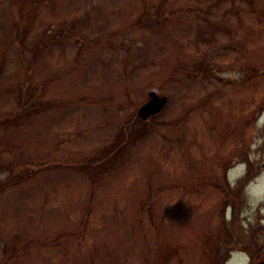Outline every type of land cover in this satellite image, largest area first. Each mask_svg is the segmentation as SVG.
Listing matches in <instances>:
<instances>
[{"label":"rangeland","instance_id":"obj_1","mask_svg":"<svg viewBox=\"0 0 264 264\" xmlns=\"http://www.w3.org/2000/svg\"><path fill=\"white\" fill-rule=\"evenodd\" d=\"M244 244L264 258V0H0V264H249Z\"/></svg>","mask_w":264,"mask_h":264},{"label":"trees","instance_id":"obj_2","mask_svg":"<svg viewBox=\"0 0 264 264\" xmlns=\"http://www.w3.org/2000/svg\"><path fill=\"white\" fill-rule=\"evenodd\" d=\"M20 113V114H19ZM19 116L16 119V125H19V127L26 126L25 121H23L26 117L27 114H24L22 111L19 112ZM254 178L250 176V173H248L238 184L237 187L239 186H244L246 187L251 180ZM240 214L239 210L237 207L234 205L232 212H231V220L228 222L224 216V213L222 212L220 215V232H221V237L224 245H228L229 243H240L242 241L243 234H242V223H240ZM253 245V244H252ZM245 251H248V254L250 256V261L249 264H264V258L262 257L263 254L260 253V249H255L251 247H246L245 244L243 248ZM213 264H223L220 263L218 260L217 262Z\"/></svg>","mask_w":264,"mask_h":264},{"label":"water","instance_id":"obj_3","mask_svg":"<svg viewBox=\"0 0 264 264\" xmlns=\"http://www.w3.org/2000/svg\"><path fill=\"white\" fill-rule=\"evenodd\" d=\"M148 101L142 105L137 112V117L142 121H147L150 117L159 114L167 105L168 98L160 96L156 88L146 93Z\"/></svg>","mask_w":264,"mask_h":264}]
</instances>
